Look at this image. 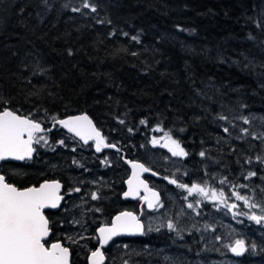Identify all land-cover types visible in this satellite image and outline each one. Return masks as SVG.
Listing matches in <instances>:
<instances>
[{
	"label": "trees",
	"instance_id": "trees-1",
	"mask_svg": "<svg viewBox=\"0 0 264 264\" xmlns=\"http://www.w3.org/2000/svg\"><path fill=\"white\" fill-rule=\"evenodd\" d=\"M88 2L95 12L83 8L84 0H0V110L35 119L45 129L52 117L86 114L119 152L96 156L83 146L88 151L81 157L70 145L57 148L67 135L55 126L45 134L48 149L35 146L30 162L3 164L0 174L20 189L56 180L65 194L82 188L83 177L74 185L69 179L78 170L91 179L93 173L108 178L101 190L93 187L99 200L90 198L86 207L95 217L89 219L88 250L98 226L133 206L121 199L129 174L122 159L187 185L237 181L243 168L264 179V164L255 160L264 157V139L258 138L264 135V0ZM249 115L255 120L245 124L242 117ZM158 126L163 131H155ZM165 133L189 153L172 158L153 148L174 160L172 170L141 151L145 139L165 140ZM105 154L111 162L103 170L96 159ZM149 181L157 190L166 184ZM61 213L45 214L52 226L46 245L65 244L63 228L56 227ZM125 261L136 264L135 252L126 251L115 263Z\"/></svg>",
	"mask_w": 264,
	"mask_h": 264
},
{
	"label": "rangeland",
	"instance_id": "rangeland-1",
	"mask_svg": "<svg viewBox=\"0 0 264 264\" xmlns=\"http://www.w3.org/2000/svg\"><path fill=\"white\" fill-rule=\"evenodd\" d=\"M247 118L250 123L255 120L252 115ZM52 122L53 120H50L48 124L51 132H54L57 128ZM258 123L262 122L259 121ZM44 136L47 139V135ZM153 138L155 137L150 136V138L144 140L141 147L142 153L150 162H157L158 158H161L165 165L172 170L175 166L174 160L163 157L160 149L152 148ZM62 140L64 144L58 143L57 148L65 150L70 145V152L85 157L88 150L84 149L75 139L66 136ZM47 145L41 141L40 144L35 146L39 149H46ZM73 149L75 150L73 151ZM96 161L100 163L103 170L110 167L108 162H111V159L106 154L102 159H96ZM116 171H112L113 177L114 175L117 176ZM248 171V169L243 168L237 182L227 179L228 182L221 185V179L217 181L211 179L210 181L203 180L197 183L207 184L209 188H215L218 192L223 190L226 197L229 198V204L236 203L239 205L237 209L232 211L247 212L249 214L254 212L260 215L262 214L260 208L250 210L243 204V201H237L235 196L232 195L234 191H239L242 195L249 196L252 203L264 204V179L262 176H258L256 179L255 177L245 179ZM77 172L79 174H70L69 179L73 180L74 185V181L79 180L80 176L84 178L83 186L80 188L82 195L78 197L76 194L79 192L72 190L66 193V204L62 208L61 216H56L59 219L56 227L60 228L61 226L64 228V234L60 230L59 235L65 238V244L77 246L76 254L80 257L82 250H88L86 240L90 233L92 234L89 219L94 217L91 215L93 210H87L86 207L91 205L89 199L92 197V193H97L93 187H96L97 191L101 190L108 184V178L93 173L91 179L89 173H83L81 170ZM167 178L164 180L166 184L157 186L163 196L162 206H159L157 212L154 215H149L146 220L147 239L141 244L142 247L139 253L140 258L144 260L141 261V264H264V225L256 224L254 221L247 219L246 216L238 215L234 217L232 211H229L226 206L218 201L206 199L198 194L189 196L185 189L169 183L171 179L178 182L176 177L172 175ZM244 184L248 187H233L234 185ZM189 203L193 204V208L187 207ZM169 222L176 226L175 230L168 229L167 224ZM192 234L193 236H191ZM237 239L244 240L247 248L246 254L241 258L234 256L228 247L233 245ZM137 247L135 244L128 242L115 243L112 249L113 253L110 254V262L116 264L115 260L120 256L123 257L126 251H134L136 254ZM90 251L91 248L88 252Z\"/></svg>",
	"mask_w": 264,
	"mask_h": 264
},
{
	"label": "snow or ice",
	"instance_id": "snow-or-ice-1",
	"mask_svg": "<svg viewBox=\"0 0 264 264\" xmlns=\"http://www.w3.org/2000/svg\"><path fill=\"white\" fill-rule=\"evenodd\" d=\"M83 8H90L92 12L97 9L94 5L90 4L88 0H84ZM80 8H73L72 11H80ZM127 35V34H125ZM137 40V37H132ZM69 50V55H71ZM135 55V53H133ZM219 119L227 120L226 116H220ZM245 124L250 123L247 117H242ZM55 124L62 125L69 132L75 133L80 137L85 144L89 140H95V150L100 152L102 148L112 147L116 145L108 144L105 142V137L95 128L92 121L86 116L70 117L68 119H57L52 117ZM120 123H124L123 120ZM145 124V120L140 121ZM51 131V129H44L41 122L31 119L27 116L18 115L15 111L4 108L0 110V161L9 158L14 160L31 159L33 153L36 151L34 144H40L41 141L47 144L48 141L44 135H37V133H44ZM129 131H132L129 129ZM155 131H163L159 126ZM183 131V129L181 130ZM225 133L229 131L227 127L223 129ZM243 133L247 134L248 129H242ZM25 136L27 138L25 139ZM264 139V135L258 137ZM165 143L163 147L168 148L172 156L186 157L188 152L181 146V143L174 139L169 133H165ZM61 145L64 141H59ZM153 145L159 143V140L153 138ZM75 149H73L74 151ZM200 157H205V152L199 153ZM255 160L264 164V157L257 156ZM75 162V161H74ZM106 162V161H105ZM252 163V158L249 157L245 161ZM132 163V162H129ZM133 169L141 171H149L143 164L132 163ZM255 171H248L245 179L256 176ZM133 179L137 181L134 186ZM133 179L128 180L129 190L125 192L127 196H137L139 194V186L144 182L139 180L138 173L133 172ZM165 179H168L165 177ZM227 177L220 180V184H226ZM169 183L176 184L178 187L185 189L188 195L198 194L206 199L218 201L220 204L226 206L229 211L239 207L236 203H228V197L223 190L219 192L215 188H209L207 184L201 185L192 183L191 186L183 183H178L175 179L169 180ZM59 181L44 182L39 187H28L25 189L17 188L15 185L9 183L4 175H0V264H69L70 250L68 247L63 246L61 243H52L46 246V238L51 232L49 219L44 214V209H56L60 205L63 197L59 194L61 189ZM147 189V186L144 185ZM233 187L247 188L248 185H234ZM72 191L80 192V188H75ZM151 199L147 196L142 197L148 202V207L153 208L160 204V197L157 192L151 191ZM237 201H243V204L250 210L260 208L262 214L247 212L232 211V215L246 216L247 219L254 221L256 224L264 225V204L252 203L251 198L247 195H242L239 191L232 193ZM93 200L99 199L98 195L93 192ZM187 199V197H185ZM162 206V205H160ZM188 208H193V204L189 203ZM100 211V209H96ZM242 222V221H241ZM169 230H175L176 226L169 222L167 224ZM151 230V229H149ZM158 230V229H157ZM98 237L100 246L103 247L109 243L114 237L119 235H135L144 234V225L139 221L138 217L131 212H122L116 216L110 226L100 227L98 230ZM229 250L235 256H241L246 252L245 241L237 239L233 245H229ZM254 247V245H253ZM105 260L104 253L101 248L91 252V264H103ZM127 264V261H125Z\"/></svg>",
	"mask_w": 264,
	"mask_h": 264
},
{
	"label": "water",
	"instance_id": "water-1",
	"mask_svg": "<svg viewBox=\"0 0 264 264\" xmlns=\"http://www.w3.org/2000/svg\"><path fill=\"white\" fill-rule=\"evenodd\" d=\"M83 115H86V114H79V115H72V116H67V117H64V118H61V119H68V118H70V117H77V116H83ZM87 116V115H86ZM88 117V116H87ZM89 118V117H88ZM90 119V118H89ZM91 120V119H90ZM92 121V120H91ZM42 124V123H41ZM92 124L95 126V124L93 123V121H92ZM53 125H54V122H53ZM55 126H57L61 131H63L66 135H69V136H71L72 138H74L75 140H77L81 145H83V146H88V145H91L92 146V151L94 152V154L96 155V156H100L101 154H103L104 152H119V149L117 148V147H115V148H112V147H108V148H102V150L100 151V152H97L96 150H95V140H89L88 141V143L87 144H85L84 143V141L82 140V139H80V137H78V136H76L75 135V133H72V132H69L66 128H64L62 125H59V124H55ZM42 127L44 128V125L42 124ZM95 128H96V126H95ZM97 129V128H96ZM98 130V129H97ZM99 131V130H98ZM46 132V131H45ZM44 132V133H45ZM100 132V131H99ZM44 133H37V135L39 136V135H43ZM101 133V132H100ZM101 135H102V133H101ZM103 136V135H102ZM27 138V136H25V139ZM105 142H106V140H105ZM107 143V142H106ZM164 143H165V140H160L159 141V143L158 144H156V145H153V143L151 144V146L152 147H161L162 149H164V150H166L171 156H172V154H171V152L168 150V148H166V147H163V145H164ZM35 145L36 144H34L33 145V147H35ZM36 152V151H35ZM35 152L33 153V155H32V158L31 159H25V160H14V159H11V158H9V159H7V160H4V161H0V166L2 165V164H5V163H14V164H21V163H25V162H29V161H31L32 159H33V157H34V155H35ZM172 157H175V156H172ZM122 162H123V164L127 167V169H128V171H129V175H128V177H127V179L125 180V182H124V192L122 193V195H121V199L123 200V201H126V202H135V201H137L138 199H141V203H142V205H144L145 206V210L148 212V213H152L153 211H155V209H156V207L159 205V204H157L155 207H153V208H149L148 207V202L145 200V199H142V197H145V196H147V197H149L150 199L152 198L151 197V192L150 191H148V189H150L151 191H154V192H157L158 194H159V192L157 191V190H155V189H153V188H151L150 187V185H149V183L145 180V177H148V178H150V179H152V180H155V181H159V180H165V178L164 177H162V176H160L159 174H157L156 172H154V171H152V170H150L149 169V171H147V172H144V171H141V170H139V169H133V167H132V163H139V164H142V163H140L139 161H136V160H128V159H122ZM129 162H132V163H129ZM146 167V166H145ZM147 168V167H146ZM134 171H136L137 173H138V176H139V180H142L143 182H144V184L143 185H140L139 186V194L137 195V196H127V197H125V195H124V193L125 192H128V190H129V185H128V180L129 179H133V172ZM1 175V174H0ZM52 181H56V180H51V181H48V182H52ZM44 182H46V181H44ZM44 182H42V183H44ZM42 183H40L38 186H35V187H39ZM61 184V183H60ZM133 184H134V186L137 184V181L135 180V179H133ZM144 185H146L147 186V189L144 187ZM61 186H62V184H61ZM31 187H33V186H31ZM62 197H63V199L60 201V205H59V207H57L56 209H51V208H46V209H44V214L46 213V212H50V213H56V212H58V210L61 208V206H62V204H63V201H64V194H63V186L61 187V189H60V193H59ZM159 197H160V203H161V195L159 194ZM122 212H130V211H121V212H118L116 215H114L113 217H112V219H111V221H110V224L109 225H103V226H100V227H104V226H110L111 225V223H112V221L115 219V217L116 216H118V215H120ZM131 213H133V212H131ZM134 214V213H133ZM135 216H137L138 217V219H139V221L143 224V222H142V220L140 219L141 218V214L140 215H136V214H134ZM144 225V224H143ZM50 226V225H49ZM99 227V228H100ZM98 228V229H99ZM97 229V230H98ZM145 229V228H144ZM96 230V237H98V235H99V233H98V231ZM51 235H52V230H51V232H50V234H49V236L46 238V243L50 240V237H51ZM144 235V234H143ZM143 235H141V234H135V235H127V234H124V235H119V236H116V237H114L111 241H109V243L110 242H112L114 239H118V238H122V239H136V238H139V237H142ZM59 243H61L62 245H63V243L62 242H60V241H58ZM52 243H56V242H52ZM51 243V244H52ZM109 243L107 244V245H105V246H103V247H101L100 246V243H99V240H98V248H101V251H103V249H105V248H107V246L109 245ZM51 244H49L48 246H50ZM47 246V245H46ZM64 246V245H63ZM247 249V248H246ZM232 253V252H231ZM233 254V253H232ZM246 254V252L243 254V255H245ZM234 255V254H233ZM243 255H241V256H236V257H238V258H240V257H242ZM235 256V255H234ZM90 257H91V253L89 254V256H88V264H91V261H90ZM105 261L106 260H104V262H103V264H105ZM71 263V256H69V264Z\"/></svg>",
	"mask_w": 264,
	"mask_h": 264
},
{
	"label": "flooded vegetation",
	"instance_id": "flooded-vegetation-1",
	"mask_svg": "<svg viewBox=\"0 0 264 264\" xmlns=\"http://www.w3.org/2000/svg\"><path fill=\"white\" fill-rule=\"evenodd\" d=\"M173 158V157H172ZM3 165V164H2ZM1 165V166H2ZM149 178L148 177H145V180L149 183V185H150V187L151 188H153V189H155V190H157L154 186H152V184L150 183V181L148 180ZM159 181H161V180H159ZM162 181H164V180H162ZM235 182H237L236 180H234ZM158 182V181H157ZM158 192H159V194L161 195V192L159 191V190H157ZM123 192H124V190H123ZM63 194H64V201H63V204H62V206H61V208L58 210V212L65 206V204H66V199H67V196H66V194L64 193V190H63ZM126 202V201H125ZM162 202H163V200H162V195H161V203L156 207V209H155V211H153L152 213H148L146 210H145V206L144 205H142V203H141V199H138L137 201H135V202H128V203H131V204H133V206H132V208L131 209H129V210H122V211H130V212H133L134 214H136V215H140L141 214V220H142V222H143V224H144V235L142 236V237H139V238H136V239H122V238H118V239H114L112 242H110L109 243V245L107 246V248H105V249H103V253H104V256H105V264H112L111 262H110V259H111V255L110 254H112L113 253V245L115 244V243H125V240H135V242H134V244L136 245V246H138L137 247V249H136V258H137V261L135 262V263H138V264H141V258H140V256H139V253H140V251H141V247H142V243H144L145 242V240L147 239L146 237H147V227H146V220H147V217L149 216V215H154L156 212H157V210H158V208H159V206L162 204ZM58 212H56V213H58ZM121 212V211H120ZM46 213H50V212H46ZM45 213V214H46ZM117 214V213H116ZM115 214V215H116ZM113 217V216H112ZM112 219V218H111ZM111 219H110V221H111ZM110 221L108 222V224H104V225H109L110 224ZM101 226H103V225H101ZM188 226H189V228H191L190 227V225L188 224ZM194 226V225H193ZM100 226H98L96 229H95V231H94V246L91 248V251L90 252H88V250H85V251H83L82 250V252H81V256L79 257V256H77V246L76 245H69V244H63L65 247H68L69 248V250H70V256H71V263L70 264H88V256H89V254L92 252V251H94V250H96L97 248H98V239H97V237H96V230L99 228ZM50 228L52 229V226H51V224H50ZM62 227L60 226V228H59V230L61 229ZM64 229V228H63ZM58 230V231H59ZM195 233V232H194ZM191 236H193V234L191 235ZM53 242H55V241H53ZM57 242V241H56ZM246 252H247V250H246ZM76 254V255H75ZM76 257H78V258H76ZM241 258V257H240Z\"/></svg>",
	"mask_w": 264,
	"mask_h": 264
}]
</instances>
